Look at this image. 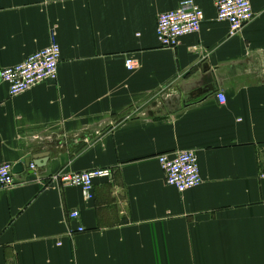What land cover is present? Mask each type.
<instances>
[{
	"label": "crops",
	"instance_id": "crops-1",
	"mask_svg": "<svg viewBox=\"0 0 264 264\" xmlns=\"http://www.w3.org/2000/svg\"><path fill=\"white\" fill-rule=\"evenodd\" d=\"M218 1L0 0V71L62 52L55 82L11 97L0 79V164L49 156L0 191V264H264V0L235 37ZM186 2L201 31L161 48ZM189 150L203 182L179 193L159 158ZM92 169L113 175L91 202L51 181Z\"/></svg>",
	"mask_w": 264,
	"mask_h": 264
},
{
	"label": "built area",
	"instance_id": "built-area-1",
	"mask_svg": "<svg viewBox=\"0 0 264 264\" xmlns=\"http://www.w3.org/2000/svg\"><path fill=\"white\" fill-rule=\"evenodd\" d=\"M216 7L217 19L229 25L230 37L241 34L254 19L252 0H220ZM204 20L203 10L193 2H186L177 10L161 14L156 29L161 48H177L183 38L201 31ZM61 54L60 45L52 39L47 47L35 52L21 64L1 70L0 79L8 86L10 96L17 97L42 83L55 82L58 79ZM125 67L133 71L137 63L131 57H127ZM217 99L221 105L226 103L222 92L218 93ZM159 164L165 173L167 185L179 193L197 188L203 182L195 151H183L173 157L161 156ZM31 169L34 170L35 166L32 165ZM112 175L113 172L109 169H92L78 173L61 171L53 175L51 181L63 186L79 188L84 200L91 202L95 198L96 182L108 180ZM259 178L264 180V171L260 173ZM14 185L13 166L9 163H1L0 191L10 189ZM70 217L79 219L80 212L73 211ZM78 232H84V228L80 227Z\"/></svg>",
	"mask_w": 264,
	"mask_h": 264
},
{
	"label": "water",
	"instance_id": "water-1",
	"mask_svg": "<svg viewBox=\"0 0 264 264\" xmlns=\"http://www.w3.org/2000/svg\"><path fill=\"white\" fill-rule=\"evenodd\" d=\"M48 154L38 155L35 157L28 156L24 160H22L19 164L15 165L13 169L14 175H19L22 173L23 169L26 167L29 169L32 165L36 168H43L46 165V159L48 161ZM32 173V172H31Z\"/></svg>",
	"mask_w": 264,
	"mask_h": 264
}]
</instances>
